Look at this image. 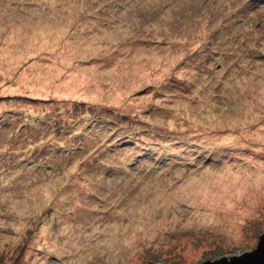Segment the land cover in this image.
I'll use <instances>...</instances> for the list:
<instances>
[{
    "label": "rangeland",
    "instance_id": "obj_1",
    "mask_svg": "<svg viewBox=\"0 0 264 264\" xmlns=\"http://www.w3.org/2000/svg\"><path fill=\"white\" fill-rule=\"evenodd\" d=\"M263 233L264 0H0V264H200Z\"/></svg>",
    "mask_w": 264,
    "mask_h": 264
},
{
    "label": "trees",
    "instance_id": "obj_2",
    "mask_svg": "<svg viewBox=\"0 0 264 264\" xmlns=\"http://www.w3.org/2000/svg\"><path fill=\"white\" fill-rule=\"evenodd\" d=\"M59 117V116H58ZM18 119V118H17ZM62 118H59V119H57L56 121H54V120H52V119H42V118H40L39 120L41 121V120H47V124L48 125H51V128H54L55 129V127H58V128H61L62 126H63V124L65 123V121L62 119ZM108 120H111V118H109ZM40 121H38V123H40ZM88 121H89V128L90 129H88L87 131H88V134L87 133H85V132H83V131H86V130H84L83 129V131L81 132V136H80V140H79V142L81 141V139H82V142H83V144L85 143V141L86 142H88L89 140H91L92 142H94V141H97L98 140V142L100 141V135H99V133H97L96 131H98V129L95 127L98 123H99V120H96L95 121V119L94 120H92V121H90L89 119H88ZM94 122H96V123H94ZM55 124V125H54ZM21 125H24V123H22ZM110 126H109V131H110V134L111 135H117V133L118 134H122V135H120V138L121 137H124V136H126L127 138L126 139H128V140H131L132 141V137H133V135H130V133L131 132H127V134H124L123 133V128H122V125L121 124H116V125H112V124H109ZM100 127V126H99ZM102 128V127H101ZM47 129H49V127H47ZM38 130V129H37ZM61 130V129H60ZM127 130V129H126ZM130 131H131V129H129ZM19 132V131H18ZM95 132V133H94ZM103 133V132H102ZM57 136H58V139H61L62 138V134H61V132L58 130V132H57ZM117 141H119V143L118 144H115L114 143V141L113 140H111V142L109 141V142H106L103 146H100V147H98V148H96V150L97 151H101V152H99L98 154H100V153H104V155H106V154H108V152L106 153L105 151H111V150H113L114 149V147H117L118 145H122V146H124V148H129V146H132V144H130V143H125V142H127V141H123L122 139H118ZM116 141V142H117ZM132 142H139V141H132ZM81 144V143H80ZM79 148H81V147H79ZM63 151L65 152V155L66 156H68L67 155V153L68 152H66V151H69V149H67V148H64L63 149ZM71 151H72V149H71ZM95 151V150H94ZM70 152V151H69ZM55 153H56V151H55ZM55 155V154H54ZM54 155L52 154V155H48V157H49V159L52 161V159L54 158ZM45 156V155H44ZM97 156V155H96ZM95 156V157H96ZM94 157V158H95ZM110 157L111 158H113V156H112V153H111V155H110ZM118 158L119 159H121V156H118ZM96 159V158H95ZM98 160H100L99 161V165L100 166H104L106 163L103 161L104 159L102 158H99ZM135 164V161H134V159H129V162L127 163V165H126V168H128L129 170H132V168H135L134 165ZM111 169L109 170V172L108 171H105V173H108V174H114V173H116V170H117V168H115V167H110ZM119 171L120 170H123V171H126V169L124 168V167H122L121 169H118ZM216 259H218V258H216ZM180 261H183V260H181L180 259Z\"/></svg>",
    "mask_w": 264,
    "mask_h": 264
},
{
    "label": "water",
    "instance_id": "obj_3",
    "mask_svg": "<svg viewBox=\"0 0 264 264\" xmlns=\"http://www.w3.org/2000/svg\"><path fill=\"white\" fill-rule=\"evenodd\" d=\"M200 264H264V233L260 236L257 247L231 257L223 256L215 260H207Z\"/></svg>",
    "mask_w": 264,
    "mask_h": 264
}]
</instances>
